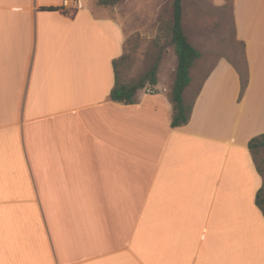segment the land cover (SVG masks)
Listing matches in <instances>:
<instances>
[{"label":"crops","instance_id":"0c3cea01","mask_svg":"<svg viewBox=\"0 0 264 264\" xmlns=\"http://www.w3.org/2000/svg\"><path fill=\"white\" fill-rule=\"evenodd\" d=\"M95 2L0 0V264H239L240 224L264 227V0H232L247 88L219 57L176 127L175 56L167 82L161 64L111 98L127 30Z\"/></svg>","mask_w":264,"mask_h":264},{"label":"rangeland","instance_id":"374dc122","mask_svg":"<svg viewBox=\"0 0 264 264\" xmlns=\"http://www.w3.org/2000/svg\"><path fill=\"white\" fill-rule=\"evenodd\" d=\"M104 1L96 0L92 5L93 11L115 17L127 30V57L119 66L121 81H138L155 64H158V70L163 64L160 76L163 82H167V71L174 64V56L177 63L171 32L174 0ZM182 4L184 31L191 43L202 52L201 58L193 65L194 69H191L194 84L185 95L188 98L189 94L188 102H191L215 61L221 56L236 55L238 41L234 34L232 0H228L224 6H217L214 0H183ZM150 86L147 84V87ZM253 156L264 179V145L254 150ZM238 237L240 244L234 245L233 253L239 255V264H259L256 256L264 254V227L251 222L240 224ZM4 264H26V261L21 255L16 261Z\"/></svg>","mask_w":264,"mask_h":264},{"label":"trees","instance_id":"16d2710c","mask_svg":"<svg viewBox=\"0 0 264 264\" xmlns=\"http://www.w3.org/2000/svg\"><path fill=\"white\" fill-rule=\"evenodd\" d=\"M117 0H105L104 3L116 2ZM183 0H174L173 5V24L171 26L172 43L178 59L176 77L173 83L171 98L174 103V113L172 115L171 125L173 127L187 124L190 120L193 102L185 103L183 94L187 86L191 83L190 69L196 60L201 57L202 52L191 43L182 25ZM236 38V37H235ZM238 41V40H237ZM126 55L114 59L113 65L115 70V86L111 92V98L115 101L124 103H133L135 95L139 89L147 87V84H157L158 64L141 79L134 82H122L120 78V64L126 59ZM226 57L234 64L241 77V95L249 84V66L246 57V48L243 41H238L237 53L234 57ZM264 145V133L254 136L249 141V149L253 152L260 146ZM260 172V170H259ZM261 173V172H260ZM264 181L262 187L257 192L256 203L264 214Z\"/></svg>","mask_w":264,"mask_h":264},{"label":"built area","instance_id":"2783aa9c","mask_svg":"<svg viewBox=\"0 0 264 264\" xmlns=\"http://www.w3.org/2000/svg\"><path fill=\"white\" fill-rule=\"evenodd\" d=\"M64 5L65 6H69V5H74V3H73V0H64ZM148 91H150V89H148Z\"/></svg>","mask_w":264,"mask_h":264}]
</instances>
